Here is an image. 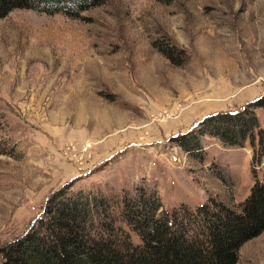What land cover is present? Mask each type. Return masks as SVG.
<instances>
[{
  "label": "rangeland",
  "instance_id": "1",
  "mask_svg": "<svg viewBox=\"0 0 264 264\" xmlns=\"http://www.w3.org/2000/svg\"><path fill=\"white\" fill-rule=\"evenodd\" d=\"M252 108L255 148L209 135L184 148L209 117ZM263 139L264 0H104L78 18L0 20V249L65 188L108 201L114 218L142 190L171 216L238 211L264 179ZM238 264H264V233Z\"/></svg>",
  "mask_w": 264,
  "mask_h": 264
},
{
  "label": "trees",
  "instance_id": "2",
  "mask_svg": "<svg viewBox=\"0 0 264 264\" xmlns=\"http://www.w3.org/2000/svg\"><path fill=\"white\" fill-rule=\"evenodd\" d=\"M103 3L0 0V20L15 10L78 18L80 13ZM258 102H253V107H262ZM204 126L192 136V142L183 143L186 150L198 147L206 135L228 147L244 148L250 141L255 148V137L262 133L253 108L245 114L213 115ZM260 141V155L257 151L254 155L258 165L264 156V139ZM67 190H60L48 201L37 225L0 249L2 264H238L242 246L264 233V179L256 180L238 211L222 202H212L197 213L184 208L183 213L174 216L144 190L136 202L123 199L116 218L111 215L108 201L82 194L71 196ZM93 210H97L98 223ZM136 236L139 245L133 242Z\"/></svg>",
  "mask_w": 264,
  "mask_h": 264
},
{
  "label": "crops",
  "instance_id": "3",
  "mask_svg": "<svg viewBox=\"0 0 264 264\" xmlns=\"http://www.w3.org/2000/svg\"><path fill=\"white\" fill-rule=\"evenodd\" d=\"M234 174V173H233ZM235 175V174H234ZM237 179V178H236ZM240 184V180L239 179H237V185H239ZM237 187V186H236Z\"/></svg>",
  "mask_w": 264,
  "mask_h": 264
}]
</instances>
